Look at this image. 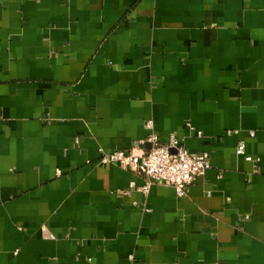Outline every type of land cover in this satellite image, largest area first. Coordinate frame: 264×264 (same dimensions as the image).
<instances>
[{"label": "crops", "instance_id": "obj_1", "mask_svg": "<svg viewBox=\"0 0 264 264\" xmlns=\"http://www.w3.org/2000/svg\"><path fill=\"white\" fill-rule=\"evenodd\" d=\"M150 121L182 198L100 163ZM0 264H264V0H0Z\"/></svg>", "mask_w": 264, "mask_h": 264}, {"label": "built area", "instance_id": "obj_2", "mask_svg": "<svg viewBox=\"0 0 264 264\" xmlns=\"http://www.w3.org/2000/svg\"><path fill=\"white\" fill-rule=\"evenodd\" d=\"M187 126L192 133L196 131L191 124ZM146 128L148 136L142 145L143 147L149 145V149H133L129 152L102 150L100 163L117 166L144 176L146 184L141 190L146 194L153 184H161L174 188L179 198L186 196L188 188L211 168L209 154L190 155L183 142L175 137H172L168 144L163 145L154 132L152 121L146 124ZM198 135L201 136V132ZM237 154L245 157L247 161H252V158L246 155V145L243 142L239 144ZM134 187L135 185H132V189Z\"/></svg>", "mask_w": 264, "mask_h": 264}]
</instances>
